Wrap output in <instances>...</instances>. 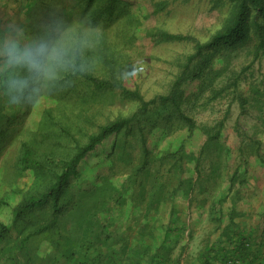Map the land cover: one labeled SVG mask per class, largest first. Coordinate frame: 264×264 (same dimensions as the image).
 <instances>
[{"label":"rangeland","instance_id":"rangeland-1","mask_svg":"<svg viewBox=\"0 0 264 264\" xmlns=\"http://www.w3.org/2000/svg\"><path fill=\"white\" fill-rule=\"evenodd\" d=\"M128 1L127 13H115L105 26L107 12L100 13V18L92 14L105 0H96L84 15L76 13L79 5L73 0H0L1 27L8 28L6 37L0 39V54L5 58L0 61V73L5 72L9 84L0 90V110L12 114L1 125L8 128L10 141L0 150V199L7 202L0 204V221L9 222L12 209L42 192L51 175V168L22 173L21 143L28 144L38 160L67 159L76 144L85 143L100 125L138 110V101L122 98L117 91L99 92L79 80L59 86L64 74L57 70L58 61L72 58L80 49L95 75H116L145 99L167 95L194 48L190 41L160 40L159 32L205 42L222 27L231 6L229 0ZM62 7L67 9L64 16L60 15ZM254 39L252 33L249 42L214 52L203 70L204 78L189 79L180 86V110L194 122L190 137L178 109L155 105L138 114V123L108 136L90 154L62 196L67 204L60 222L73 237L78 224L91 216L92 198L110 203L117 195L122 199L117 208L122 209L121 220H159L161 209L166 214L172 207L180 210L178 216L187 222V249L194 254L206 239L233 225L252 237L259 250L256 263L264 264V54L254 58ZM40 41L50 49L41 72L10 63V45L25 49ZM198 63L205 64L193 61L190 71ZM208 70L215 72L211 80L206 78L213 74ZM202 79L207 83L204 88ZM14 81L22 84L14 86ZM241 100H245L243 107ZM220 124L219 135L210 138L209 132L215 133ZM181 144L184 151L178 159L166 156ZM143 161L146 164L139 171ZM236 169L237 178L231 184ZM95 185L103 191L90 195ZM215 206L224 210L221 216ZM97 213L111 217L102 208ZM46 215L38 213L25 232L42 223ZM22 235L13 230L11 238L2 242V259L16 255L18 264H26V259L32 264L46 263L35 259L44 252L45 240L40 236L30 238L27 254L16 252Z\"/></svg>","mask_w":264,"mask_h":264},{"label":"trees","instance_id":"trees-1","mask_svg":"<svg viewBox=\"0 0 264 264\" xmlns=\"http://www.w3.org/2000/svg\"><path fill=\"white\" fill-rule=\"evenodd\" d=\"M67 1L70 2L72 0ZM73 1L75 4L79 5V9H77L76 13L83 15L86 14L88 8L96 2V0ZM229 1L231 6L222 27L213 33L205 42L190 35L167 31L159 32L158 36L160 40L190 41L193 43L194 48V51L186 56L183 69L174 81L170 93L167 95H157L153 98L145 99L138 89L127 87L123 83V80L116 75L107 78L95 75L88 70L90 65L89 61L84 59L80 49H76L73 52L72 58L69 57L62 60V62L58 61L59 65L57 70L62 71L64 74L58 80L59 86L64 85L66 81L74 82L79 80L82 84H86L99 92L117 91L122 98L138 101L139 107L131 116L115 118L114 120L100 125L98 131L90 134L85 143L76 144L74 153L67 159L57 161L52 158H46L45 160H38L32 148L26 143H21L20 163L22 173L26 174L29 173V171H42L46 168H51L48 170L51 175L50 178H48L46 188L42 192L20 201L12 209V217L9 222L0 221V249L2 242L11 238L12 231L16 230L18 233L24 234L17 242L16 252L25 250V254H27V244L33 236L36 238L40 236L45 240L43 245L44 252H41L43 254L35 258L36 260L40 259L46 261L44 264H116L115 262L117 261L121 264H127L130 262L131 257L133 258L132 264H136V259H141L147 253H150V249L152 248L154 252L153 254L151 253L152 258H148V261L153 262L154 260H159V264H162V262L168 263V261H170L169 256L173 250L179 248L178 250L181 252L188 251V244L185 241L187 239H185L184 236L187 222L185 219L178 216L180 210H176V207H172L168 214L161 209L159 220L155 217H148L142 221L137 219L131 220L130 218L121 220L119 219V214H122V209H117L122 205L120 196H114L110 203H108L109 200L97 202V198L94 197L92 198L93 208L90 210L92 211L91 216L87 217V215H85L82 217H87V220L78 224V234L76 237H73L71 233H69V230L65 228V225H62L60 222L63 216H65L66 210L64 208L67 204V202L65 203L63 201L62 196L64 190L71 180L78 175V172L90 154L97 151V147L102 145L108 136L119 133L122 130H128V128L132 127L134 122L138 123V114L145 112L151 106L161 105V107L165 108L168 105H172L174 108L178 109L181 116L184 118L189 133L188 137H190L193 133L194 122L191 117L183 115L180 110L179 97L182 93L180 86L184 81L189 79H201L202 76L204 78L205 74L203 70L205 66L207 67L210 64L214 52L235 49L239 47L240 44L249 42L253 33L255 37L254 58H259L264 54V0ZM64 7H62L60 11L61 16H64L67 12V9H63ZM128 8H130L128 0H105V3L97 7V11L92 14L94 18H100V13L107 12L104 18V24L108 26L111 24V16L115 13L125 14ZM1 18L0 34L3 36H0V39L6 37L8 29L5 28L4 30V27H1L3 22ZM4 42L6 45L8 44L7 39ZM4 59V56L0 54V61ZM197 60H204L205 64L198 63L199 66L197 68L194 67L190 71V64ZM104 61L106 64L112 65L109 60L105 59ZM207 72L213 73L212 76H206L207 79L211 80L215 72H212V70H208ZM201 81V87L207 85L206 80L202 79ZM8 86V77L5 72L0 73V90H5V87ZM234 86H237L236 81ZM244 103L245 100H241L242 107ZM11 116V112L7 111V109L0 110V150L2 151L6 149L10 138L8 128H2L1 125L6 120L9 121ZM222 126L223 124H220L219 128L213 134L207 131L209 132V137L215 138L218 136ZM183 149L184 146L181 144L173 153L166 156L178 159L183 154ZM144 155L148 157L147 149H145ZM145 164L146 161H143V165L138 170H142ZM237 173L238 171L236 169L232 174L231 184L237 178ZM230 183L229 186L231 185ZM92 189L94 191L89 193L90 195H93V193L97 191H103L101 188L99 189L98 185H95ZM110 190L116 191L115 188H111ZM0 204L6 205L7 202L0 199ZM109 204L111 206H109ZM99 208H102L105 213H111V217H99L97 213ZM174 209L175 211H173ZM214 209L218 216H221L224 211L219 206H215ZM183 211L186 212L184 209ZM38 213H47L48 215L44 217L42 223L31 227L28 232H25L26 228L28 229L30 224H33V220L38 218ZM218 220L219 223H221L219 226H222L224 223L223 217H220ZM112 223L118 224L123 228L126 227V233L123 231V233L121 232V234L115 238V243L120 245V249L118 250L121 251L123 256L116 257L110 254L109 258L106 259L105 255L102 253V248L108 244L107 241L111 236L110 225ZM150 223H152V225H150ZM134 230H136L137 236L135 235L133 237L132 231ZM253 244H255V242L252 237L248 236V233L241 232L236 227H233V225H227L219 235L217 233L214 238L206 239L197 253L189 254V257H193L189 262L190 264H257L259 250L254 248ZM118 250L117 252H120ZM128 251L135 252V254L126 256V252ZM2 258L1 255L0 264H18L16 255H7L4 260ZM137 262L139 263L140 261ZM26 264L32 263L30 261L27 262L26 259ZM172 264H181L180 258L176 261L173 260Z\"/></svg>","mask_w":264,"mask_h":264},{"label":"clouds","instance_id":"clouds-1","mask_svg":"<svg viewBox=\"0 0 264 264\" xmlns=\"http://www.w3.org/2000/svg\"><path fill=\"white\" fill-rule=\"evenodd\" d=\"M49 54V44L45 41L37 42L25 49H17L15 45H10L8 48L10 63L26 65L37 73L44 69ZM13 84L19 86L22 82L14 81Z\"/></svg>","mask_w":264,"mask_h":264},{"label":"crops","instance_id":"crops-1","mask_svg":"<svg viewBox=\"0 0 264 264\" xmlns=\"http://www.w3.org/2000/svg\"><path fill=\"white\" fill-rule=\"evenodd\" d=\"M148 222H150V221H148ZM118 224L116 225V224L112 223L110 225V231H111L110 234H111V236H110L109 240L107 241L108 242L107 246H105L104 248H102V253L105 255L106 259L109 258L110 254H112L113 256H116V257H122L123 256L121 254V251L118 250V249H120V245H117L115 243V238L117 236H119L121 234V232L122 233H123V231L125 232L126 231V227L123 228L122 226H120ZM155 224H157V223H155ZM150 225H152V223H150ZM136 233H137L136 230L132 231V236L134 237L136 235ZM129 234H130V232H129ZM113 243H115V244H113ZM117 250L120 251V252H117ZM150 251H151L150 253H147L141 259H136V264H159V260H154L153 262L148 261L149 260L148 258H152L151 257V253L153 254L154 249L152 248V249H150ZM192 253H193L192 251H189V252L188 251L181 252L178 249H175V250H173L171 252V255L169 256L170 257V261H168V263L162 262V264H172L173 263V260L176 261L179 258H180L181 264H187V263L190 264L189 261H185V258H188L189 257V254H192ZM133 254H135V252H131V251L126 252V256L133 255ZM134 256L137 257L136 255H134ZM137 261H140V262L138 263ZM115 263L116 264H121L119 261H117ZM132 263H133V258L131 257L130 262H128L127 264H132ZM111 264H114V263H111Z\"/></svg>","mask_w":264,"mask_h":264}]
</instances>
